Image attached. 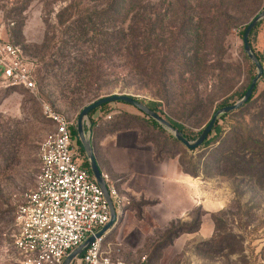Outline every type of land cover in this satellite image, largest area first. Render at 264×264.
<instances>
[{
  "label": "rangeland",
  "instance_id": "rangeland-1",
  "mask_svg": "<svg viewBox=\"0 0 264 264\" xmlns=\"http://www.w3.org/2000/svg\"><path fill=\"white\" fill-rule=\"evenodd\" d=\"M262 9L264 0H0V32L35 59L37 76L35 92L0 88V264H21L11 234L16 208L36 184L42 143L53 130L43 101L77 126L86 105L130 94L143 103L156 101L157 112L182 123L194 141L218 106L241 99L256 75L241 33ZM253 40L264 52V23ZM258 89L255 97L264 90V77ZM260 105L219 117L220 142L195 150L131 104L112 102L89 115L85 130L93 143L109 132L120 133L130 150L148 143L143 148L154 149L156 158L176 159L185 172L210 180L216 197H227V206L212 214L214 236L194 244L193 255L170 245L196 226L202 206L191 221L170 222L150 239V264H264L263 173L236 172V165L251 169V157L233 150L239 146L232 141L244 132L264 140Z\"/></svg>",
  "mask_w": 264,
  "mask_h": 264
},
{
  "label": "built area",
  "instance_id": "built-area-1",
  "mask_svg": "<svg viewBox=\"0 0 264 264\" xmlns=\"http://www.w3.org/2000/svg\"><path fill=\"white\" fill-rule=\"evenodd\" d=\"M35 59L21 45L0 32V88L23 87L37 91ZM43 113L53 130L40 151V170L35 186L18 204L11 234L21 264H64L66 258L90 236L94 241L71 264H148L149 255L138 261L121 258L123 242L97 236L111 219V209L86 156L76 147L74 119L43 101ZM108 115L107 118H111ZM114 206L122 211L130 201L124 197L108 173H102Z\"/></svg>",
  "mask_w": 264,
  "mask_h": 264
},
{
  "label": "crops",
  "instance_id": "crops-1",
  "mask_svg": "<svg viewBox=\"0 0 264 264\" xmlns=\"http://www.w3.org/2000/svg\"><path fill=\"white\" fill-rule=\"evenodd\" d=\"M125 141L120 133L109 132L98 134L96 143L92 142L102 173H108L119 192L130 201L122 211L114 206L116 221L121 222L105 232L107 241L121 239L124 247L120 257L136 262L148 254L152 245L149 241L160 237L161 227L173 221H191L195 207L202 206L205 213L198 229L182 232L170 245H178L180 252L193 255L190 248L194 244L214 236L212 214L227 206V197H216L210 192V180L185 172L176 159L156 158L154 149L143 148L148 143L130 150L123 144Z\"/></svg>",
  "mask_w": 264,
  "mask_h": 264
},
{
  "label": "water",
  "instance_id": "water-1",
  "mask_svg": "<svg viewBox=\"0 0 264 264\" xmlns=\"http://www.w3.org/2000/svg\"><path fill=\"white\" fill-rule=\"evenodd\" d=\"M264 19V9L261 10L259 13H257L254 18L251 20V22L248 24L245 33L243 35V44H244V50L246 54L249 56L252 62L256 65L257 73L253 77L250 86L248 87L247 91L245 92L244 96L239 99L237 102L224 106L220 109H218L210 119V121L205 125L203 128L201 134L199 137L191 141L189 140L183 132H181L179 129L175 128L166 118L162 117L160 114H158L156 111L152 110L148 105L145 103L139 101L138 99L134 98L133 95L125 94V93H113L107 96H103L90 104L86 105L80 112L78 122H77V130L79 134V138L81 139L85 150L87 154V159L90 162L91 169L93 173L95 174V177L97 181L99 182L100 186L102 187L105 197L109 202L110 209H111V219L110 221L103 227V229L99 232H97V236L104 234L108 229H110L112 226H116L118 221H116V211L114 208V205L112 203V200L110 198V194L108 191V187L106 185V182L104 181L102 177V171L99 167V164L95 157L94 147L92 144L90 131L86 132L85 130V122L89 119L90 112L98 107H100L103 104L106 103H112L117 101H124L128 104H131L135 107H137L139 110L143 111L145 114L149 115L151 118L155 119L157 122L162 124L165 128L171 130L175 137L179 139L182 143H184L189 149L194 150L200 145L203 144V142L208 138L209 134L211 133L215 123L219 119V117L223 114L235 111L242 107L252 96L254 89L257 85V83L260 81V79L264 75V66L261 63L260 59L256 55L250 41L249 37L253 29L259 24L261 20ZM94 241V236H90L84 243H82L77 249H75L73 252L70 253V255L66 258L64 264H71L72 261L81 255L87 247Z\"/></svg>",
  "mask_w": 264,
  "mask_h": 264
},
{
  "label": "trees",
  "instance_id": "trees-1",
  "mask_svg": "<svg viewBox=\"0 0 264 264\" xmlns=\"http://www.w3.org/2000/svg\"><path fill=\"white\" fill-rule=\"evenodd\" d=\"M263 10V9H262ZM259 13V12H258ZM264 23V19L263 20H261L260 22H259V24L253 29V31L251 32V34H250V37H249V41H250V43H251V45H252V47H253V49H254V51H255V53H256V55L258 56V58L260 59V61H261V63L263 64V66H264V52H259V51H257L256 49H255V47H254V40H253V38H254V36L256 35V33H257V30H258V28L261 26V24H263ZM249 24V23H248ZM248 24L245 26V28L242 30V33H241V35H242V37H243V35H244V33H245V30H246V28H247V26H248ZM17 44V43H16ZM88 62H90V61H88ZM80 65H82L83 67H87L88 66V64L87 63H79ZM90 67V66H89ZM255 75H253L252 76V79H253V77H254ZM263 77H264V75H263ZM252 79H251V81H252ZM251 83V82H250ZM250 83L248 84V86L246 87V89L242 92V95H241V98L244 96V94H245V92L247 91V89H248V87L250 86ZM259 83H260V81L257 83V85H256V87H255V89H254V92H253V94H252V96H251V98L242 106V107H240V109L239 110H242V109H245L247 106H251L254 102H261V105H260V114H258V116H257V118L259 119V120H263L264 119V90H262L261 92H260V94L258 95V97H255L256 96V94H257V92H258V88H259ZM13 88H15V87H13ZM134 98H136V99H138L137 97H135L134 96ZM139 100V99H138ZM139 101H141V100H139ZM117 102H121V103H124V104H128V103H126V102H124V101H117ZM142 102V101H141ZM110 103H106V104H103V105H101L100 107H98V108H96V109H94V110H92L91 112H90V117H92L91 115L93 114V113H95V112H97L99 109H105V107L106 106H108ZM146 105H148L152 110H154V111H156L157 112V103H156V101H147L146 103H145ZM227 105H230V104H228V103H222V104H220L219 106H218V108L216 109V111L218 110V109H220V108H222V107H224V106H227ZM215 111V112H216ZM214 112V113H215ZM233 112V111H232ZM158 113V112H157ZM230 113V112H229ZM229 113H226V114H223V115H221L220 116V118L222 119V118H224V117H226ZM145 114V113H144ZM159 114V113H158ZM147 117H148V119L152 122V124L154 125V126H157V127H161V125L159 124V122H157L155 119H153V118H151L149 115H147V114H145ZM93 118V117H92ZM220 118L217 120V122L215 123V125H214V127H213V129H212V131H211V133L209 134V136H208V138L203 142V144L202 145H200L199 147H202V146H204L205 144H208V143H211V142H220V139L222 138V135H223V129H224V127L219 123V120H220ZM175 128H177V129H179L181 132H183L184 133V135L190 140V139H192V138H190L188 135H187V133H186V128H185V126L182 124V123H180V122H178V121H176V120H173V119H167ZM205 127V126H204ZM203 130V129H202ZM202 130H200L199 131V133L193 138L194 140H196L198 137H199V135L201 134V132H202ZM73 134H74V136L76 137V139H77V144L79 145V150H80V152L83 154V155H85L86 156V160H85V162H84V166L89 170V171H91L92 172V169H91V165H90V162H89V160L87 159V154H86V150H85V147H84V145H83V143H82V141H81V139L79 138V134H78V130H77V126H75L74 127V129H73ZM232 141H233V143H234V145H236V146H239L238 148H236V149H234L233 148V150H237L238 152H240L241 154H247L249 157H251V159H250V162H247L246 163V165H250L252 168L251 169H249V168H246V169H244V167L243 166H241V165H236L237 167H238V169L236 170V172H240V173H245V174H248V173H250V175H255V174H259L258 172H255V170L256 171H259L260 173H263L262 175H261V177L260 178H263L264 177V140H261V139H259L257 136H255V135H253V134H251L250 132H244V134H237V136H234V138L232 139ZM226 146H228V144L226 145ZM229 147V146H228ZM198 148V147H197ZM196 148V149H197ZM228 149V148H227ZM195 150V149H194ZM232 150V151H233ZM239 158H241L240 156H238ZM241 159H244V158H241ZM254 161H256V162H254ZM248 165V166H249ZM252 169H254V170H252ZM260 176V175H259ZM200 221H201V219H199V221H197L196 222V226L193 228V229H191V230H186V231H195V230H197L198 229V227H199V225H200ZM183 232H185V231H183ZM83 254V253H82Z\"/></svg>",
  "mask_w": 264,
  "mask_h": 264
}]
</instances>
